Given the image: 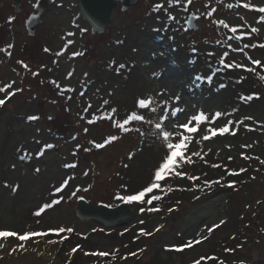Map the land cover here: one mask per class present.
Returning a JSON list of instances; mask_svg holds the SVG:
<instances>
[{
    "label": "rangeland",
    "instance_id": "obj_1",
    "mask_svg": "<svg viewBox=\"0 0 264 264\" xmlns=\"http://www.w3.org/2000/svg\"><path fill=\"white\" fill-rule=\"evenodd\" d=\"M58 1L61 7H51L48 14L54 44L45 60L37 55L39 35L28 36L20 18L19 58L0 64V88L5 89L0 92L5 100L0 106V231L16 233L15 243H20L13 248L1 242L0 264H60L53 251L35 254L25 248L36 231L49 237L47 245L56 238L63 256L75 244L84 254H109L105 261L90 259L88 264H111L113 253L115 264H206L201 258L208 256L226 264H262L264 13L259 8L264 0H149L140 16L116 15L112 26L97 35L80 19L77 0ZM190 14L196 16L195 29L186 26ZM120 64L126 67L117 73ZM197 75L203 79L196 80ZM257 76L260 81L252 79ZM160 92L164 95L157 96ZM177 95L179 104L170 107L184 112L163 127L173 142L182 131L188 137L185 159L178 158L175 168L183 175L166 173L162 190L126 202L137 204L114 226L80 220L79 198L113 207L120 202L117 193L134 194L154 179L166 149L154 127L164 108L154 103L140 109L138 100L170 101ZM133 111L144 119L125 125V131L118 124ZM201 112L206 119L189 124L196 132L177 126ZM221 127L229 131L220 133ZM151 195L161 199L148 205ZM45 204L51 207L36 215ZM149 207L160 212H149ZM25 232L34 235L20 240ZM66 234L71 238L61 242ZM189 240L194 243L182 253L172 250Z\"/></svg>",
    "mask_w": 264,
    "mask_h": 264
},
{
    "label": "snow or ice",
    "instance_id": "obj_2",
    "mask_svg": "<svg viewBox=\"0 0 264 264\" xmlns=\"http://www.w3.org/2000/svg\"><path fill=\"white\" fill-rule=\"evenodd\" d=\"M170 2H171V0H170ZM176 2L178 3L179 0H176ZM161 7H162V5H160V4L156 5V8H158V9L161 8ZM229 7H231V5H229ZM245 7H248V5H245ZM259 12L264 13V8H259ZM209 15H211V13H209ZM261 20H264V16L261 17ZM220 23H223V21H221ZM232 31L235 32L236 29L233 28ZM251 31L253 33H255V32H257V29L256 28H252ZM68 43L71 44L72 41L69 40ZM245 47H248V46L245 45ZM261 47H264V45H261ZM209 55H214V53H210ZM20 63H23V62H20ZM113 63H115V61H113ZM251 63L253 65H257V64L260 63V61L251 60ZM24 66L27 67V65H24ZM125 67L126 66L124 64H120L117 67V69H116L117 73H119V71L124 69ZM227 67L231 68V67H233V65L229 64V65H227ZM237 67H239V65H237ZM34 75H35V73H34ZM153 75L155 76L156 74L153 73ZM195 79L196 80H201V79H203V76L197 75L195 77ZM212 79H213V77L211 75L207 77L208 81H211ZM220 87H224V85H220ZM3 91H5V89L0 88V92H3ZM17 91H19V89H17ZM13 94L14 93H12V92L8 93L9 96H11ZM156 95L157 96H163L164 93L160 92V93H157ZM247 99L251 100L252 96H248ZM179 101H180V97L178 95L175 96V97H172L170 101H162V102L156 101V100L153 99L152 96H149L147 99L141 98V99L138 100V107L140 109H144L145 107H150L154 103H157L160 107L164 108L163 115L159 117V122L155 123L154 127H155L156 131L161 133L162 139L166 143V149H165V154L161 155V157L159 158L158 166L155 168V171H154V179L148 184V186L143 187L142 190L137 191L134 194H130V195H120L119 193H117L116 198L118 200L124 201V202H127V203L136 202V201H142L146 194L152 193L153 190L161 189V180L164 178L166 173H169V174H172V175H177V176L183 175L182 173L176 172L175 168L177 166L178 158L181 161H183L185 159V157L182 154V150L186 146V142L188 140V137L186 135H184L183 131H182L177 136L178 142H173V137H172L171 133L169 131L164 130V127H163L166 122H176V121H178L179 120V115L178 114H182L184 112V108L183 107H177L174 110L171 109V107H170L171 104H177L178 105ZM4 103H5V100L4 99H0V106L4 105ZM103 104L104 105H108L109 101L108 100H104ZM89 107H91L90 104H89ZM85 111L87 112L88 109L86 108ZM111 111L113 113H115L116 109L112 108ZM153 111H155V109H153ZM220 115H221V113H219V112L216 113V117H219ZM28 119L35 120V119H37V117L31 116ZM50 119H51V117H50ZM94 119H95V117H94ZM143 119H144L143 116L137 115V113L135 111H133L130 115L127 116V119H125L123 122L119 123L118 126L120 128H122V129H125V131H127L128 129L125 128V125H128L132 121H141ZM205 119H206V117H205L204 113L201 112L199 115H195V116L190 117L188 123L178 124L177 126L181 130H186L188 133H193V132H196L197 129L194 128V127H189V124L193 120L199 122V121H202V120H205ZM91 122L92 121H90V123ZM229 123H231V122H229ZM212 131L215 132L216 129H212ZM228 131H229L228 127L219 128V132L220 133H227ZM115 139H117V137H109V140H115ZM205 139H207V137H205ZM44 147L50 149V148H53L54 145L47 144ZM96 147L99 148V147H101V145L98 144V145H96ZM42 154H43L42 152L37 153V155H42ZM22 158H27V156L22 157ZM188 162L191 163V160H189ZM260 163L264 164V160H261ZM37 171H38V169H37ZM241 171H244V169H241ZM189 179H194V178L189 177ZM67 183H68V181L65 180L64 184L66 185ZM205 183L207 184V183H211V182L205 181ZM234 183H235L234 181L230 182L229 186H231V184H234ZM61 187H63V185ZM61 187H58L56 189V191L58 193L61 191ZM15 190L16 189L13 188V191H15ZM169 190H171V189H169ZM72 195H76V193L73 192ZM160 199H161V197L159 195H151V197H150V199H148L147 203H148V205H152L153 201H159ZM56 203H58V201H55V200L52 201V204H56ZM49 207H51V205L45 204L42 208H40V211L37 212L36 215H40V213L43 212L44 209L49 208ZM158 210H159L158 208L153 209L151 207H149V209H148L149 212L158 211ZM139 211L141 213H143V212H145V209L143 207H141L139 209ZM169 211H172V209H169ZM140 223L143 224L144 221H140ZM220 223L223 224L224 221H221ZM59 231L62 232V231H64V229H59ZM72 231H73V229H71V228L67 229V232H69V233H71ZM125 231H127V229H125ZM208 231H211V229H208ZM140 232L142 234H144V235H150V233L145 232L143 228L140 229ZM9 235L16 236L17 234L14 233V232L13 233H9V232H6V231H0V237H6V236H9ZM30 235H34V233L25 232L23 235L19 236V239L20 240H25ZM195 242L199 243V241H195ZM193 243H194V241L189 240L186 245L178 246L177 250H181L183 247H189ZM73 251H75V249ZM94 255H99V256L103 257V256H107L109 254L106 253V252H97V253H94ZM131 255L134 256V255H136V253H132ZM112 256H113V259H114L115 258V253H113ZM201 259H203V258H201ZM193 264H200V260H194Z\"/></svg>",
    "mask_w": 264,
    "mask_h": 264
},
{
    "label": "flooded vegetation",
    "instance_id": "obj_3",
    "mask_svg": "<svg viewBox=\"0 0 264 264\" xmlns=\"http://www.w3.org/2000/svg\"><path fill=\"white\" fill-rule=\"evenodd\" d=\"M77 1L78 15L90 29L88 23L80 16V0ZM148 1L149 0H131V3L136 5L134 7L126 6L124 8L123 0H110V4L113 5L110 12V26H112L116 15L121 17H129L131 14L137 13L140 16L142 13H144L143 9H145L146 5H150L152 2H154V0H151V3ZM125 2L129 3V0H125ZM53 6L60 8L61 3L58 0H19L18 2L16 0H0V59L2 61L0 64L4 65L3 63H6L7 61H17L19 58L16 57L15 53L17 51L16 41L18 40L17 26L20 18H22V24L25 29V33L28 36L33 38L35 35H39V50L37 55L41 56L42 61L45 60L42 59L45 51L50 50V46L54 44L53 37L51 36V32L49 30L50 28L48 26V14L50 8ZM20 7H23V9L19 10ZM87 26H85V28H87ZM6 39L7 41H5ZM40 64H42V62ZM47 86L48 84L44 85V87ZM53 91L50 92L52 93Z\"/></svg>",
    "mask_w": 264,
    "mask_h": 264
},
{
    "label": "water",
    "instance_id": "obj_4",
    "mask_svg": "<svg viewBox=\"0 0 264 264\" xmlns=\"http://www.w3.org/2000/svg\"><path fill=\"white\" fill-rule=\"evenodd\" d=\"M17 2L19 0H16ZM126 6L132 7L135 4L131 0L125 2ZM113 5L110 0H80V13L85 21L91 26L93 34H101L105 27L109 26L110 12ZM195 16L189 15L187 20V27L189 29L195 27ZM131 209L124 203H119L116 206L109 207L103 203L95 206L88 204L84 199L78 201L76 215L80 220L96 219L105 226H114L131 214Z\"/></svg>",
    "mask_w": 264,
    "mask_h": 264
},
{
    "label": "trees",
    "instance_id": "obj_5",
    "mask_svg": "<svg viewBox=\"0 0 264 264\" xmlns=\"http://www.w3.org/2000/svg\"><path fill=\"white\" fill-rule=\"evenodd\" d=\"M253 80L256 81H260V77H256V78H252ZM53 234H57L55 233V231L52 232ZM48 235V234H47ZM1 242H4V244L8 247H13L15 248V246L13 245L12 242L7 241V240H2L0 239V244ZM66 246V245H65ZM63 246H58L54 243H50L49 245H47L46 242H39L35 245L32 246V248L28 249V250H32L29 252L35 253V254H39L42 252H48V251H53V253L55 254V260L58 261L60 264H88L86 263V260L91 261V258H88L87 256H82V255H78V253L73 254L68 253V254H64L65 256L61 255L60 253V248ZM70 249V248H69ZM62 252V251H61ZM107 260V258H106ZM262 264H264V262H261ZM111 264H115V260L111 261Z\"/></svg>",
    "mask_w": 264,
    "mask_h": 264
},
{
    "label": "bare ground",
    "instance_id": "obj_6",
    "mask_svg": "<svg viewBox=\"0 0 264 264\" xmlns=\"http://www.w3.org/2000/svg\"><path fill=\"white\" fill-rule=\"evenodd\" d=\"M3 112H4V111H3ZM1 115H2V114H1ZM1 115H0V116H1Z\"/></svg>",
    "mask_w": 264,
    "mask_h": 264
}]
</instances>
